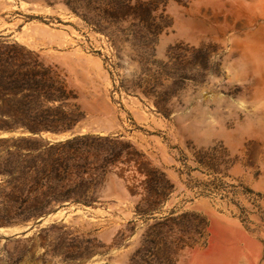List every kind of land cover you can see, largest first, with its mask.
Masks as SVG:
<instances>
[{
	"label": "rangeland",
	"instance_id": "obj_1",
	"mask_svg": "<svg viewBox=\"0 0 264 264\" xmlns=\"http://www.w3.org/2000/svg\"><path fill=\"white\" fill-rule=\"evenodd\" d=\"M0 227V264H264V0H0Z\"/></svg>",
	"mask_w": 264,
	"mask_h": 264
},
{
	"label": "trees",
	"instance_id": "obj_2",
	"mask_svg": "<svg viewBox=\"0 0 264 264\" xmlns=\"http://www.w3.org/2000/svg\"><path fill=\"white\" fill-rule=\"evenodd\" d=\"M16 148H19V149H28V150L34 149V148H29L27 146H20V145H18ZM28 219H29V217L28 216L27 217L25 216V217L21 218L20 222H26Z\"/></svg>",
	"mask_w": 264,
	"mask_h": 264
},
{
	"label": "water",
	"instance_id": "obj_3",
	"mask_svg": "<svg viewBox=\"0 0 264 264\" xmlns=\"http://www.w3.org/2000/svg\"><path fill=\"white\" fill-rule=\"evenodd\" d=\"M50 138L51 139H56V138H54V136H50ZM1 228V227H0ZM4 229H9V228H11L10 226H8V227H3ZM14 235H19L20 233H13ZM12 234V235H13ZM23 234H25V233H23ZM11 235V234H10Z\"/></svg>",
	"mask_w": 264,
	"mask_h": 264
}]
</instances>
